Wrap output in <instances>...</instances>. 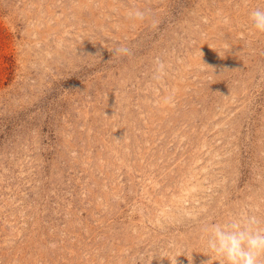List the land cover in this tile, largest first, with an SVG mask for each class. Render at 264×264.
Returning a JSON list of instances; mask_svg holds the SVG:
<instances>
[{"label": "rangeland", "instance_id": "rangeland-1", "mask_svg": "<svg viewBox=\"0 0 264 264\" xmlns=\"http://www.w3.org/2000/svg\"><path fill=\"white\" fill-rule=\"evenodd\" d=\"M256 8L0 0V264H222L205 226H264Z\"/></svg>", "mask_w": 264, "mask_h": 264}, {"label": "clouds", "instance_id": "clouds-1", "mask_svg": "<svg viewBox=\"0 0 264 264\" xmlns=\"http://www.w3.org/2000/svg\"><path fill=\"white\" fill-rule=\"evenodd\" d=\"M130 15L142 19L144 13L137 9ZM250 20L255 30L264 33V8L252 10ZM115 52L127 54L128 49L120 47ZM163 69V63L158 62L157 71ZM261 224L255 215H241L209 224L204 229L208 234L207 248L221 258L222 264H261V258H264V226Z\"/></svg>", "mask_w": 264, "mask_h": 264}]
</instances>
